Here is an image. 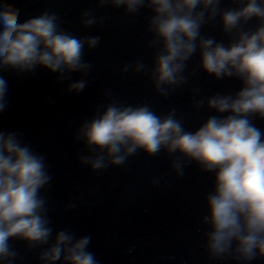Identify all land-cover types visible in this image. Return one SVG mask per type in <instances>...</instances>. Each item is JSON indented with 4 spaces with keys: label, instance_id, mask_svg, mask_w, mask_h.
<instances>
[{
    "label": "clouds",
    "instance_id": "1",
    "mask_svg": "<svg viewBox=\"0 0 264 264\" xmlns=\"http://www.w3.org/2000/svg\"><path fill=\"white\" fill-rule=\"evenodd\" d=\"M222 3L97 0L96 9L83 11L84 28L107 21V16L96 15L103 8H122L129 16L141 9L151 12L147 31L153 38L147 46L153 50L152 65L137 60L122 71L147 73L161 97L188 83L197 69L185 75L187 62L197 51L204 72L216 80H239L242 86L234 93L210 96L193 89V107L198 111L207 106L217 113L195 131L186 129L175 108L158 115L150 104L125 105L112 99L98 105L92 119L80 125L75 141L83 142L81 151L88 153L79 155V164L93 172L124 166L142 150L149 156L166 152L178 178L192 163L201 172L213 173L214 189L205 196L208 212L201 221L208 228L204 235L209 259L251 264L264 258V129L255 123L264 121V0H231L232 7ZM217 17L227 43L202 35V28ZM19 18L14 4L0 0V70L11 68L21 75L43 66L59 73L58 82L78 72L83 78L70 83L67 91H84L92 67L84 59L85 49L96 48L101 37L66 31L58 14L47 10L23 23ZM253 20L255 27L250 25ZM7 91V81L0 76V113L8 107ZM111 97L106 91L105 98ZM23 136L0 131V264H16L19 252L11 240L25 241L28 250L40 249V264H98L88 251L91 236L77 239L71 228L53 236L48 197L41 195L52 180L49 165ZM164 179L154 176L151 184L158 187ZM76 206L73 201L66 208Z\"/></svg>",
    "mask_w": 264,
    "mask_h": 264
},
{
    "label": "water",
    "instance_id": "2",
    "mask_svg": "<svg viewBox=\"0 0 264 264\" xmlns=\"http://www.w3.org/2000/svg\"><path fill=\"white\" fill-rule=\"evenodd\" d=\"M8 2L19 9L20 23L47 10L57 13L61 28L74 35L101 37L96 48L85 49L84 59L92 67L87 77L89 85L80 93L67 91L70 83L83 78L78 72L58 82L59 73L43 66L21 75L11 68L0 70L8 85V107L0 113V131L24 133L23 142L45 156L52 180L41 195L48 197L53 236L64 228H71L77 239L91 236L88 251L98 264H238L234 260L209 259L205 246L208 228L201 221L208 212L205 196L214 189L213 173L201 172L192 163L184 177L178 178L166 152L149 156L142 150L129 157L124 166L93 172L79 164V155L88 153L81 151L85 145L75 141V134L85 120L92 119L98 105H107L112 99L125 105L150 104L158 115L175 108L178 117L184 118L186 129L195 131L208 116L217 113L207 106L197 111L193 107V89H200L201 96L234 93L242 86L240 81L216 80L208 75L199 67L197 51L187 62L185 75L197 69L188 83L169 97H161L147 73L122 71L137 60L152 65L153 50L147 46L153 38L147 31L149 10L141 9L137 15L129 16L122 8L99 9L96 15L107 16V21L84 28L81 14L96 9L97 0ZM232 6L231 0L221 5ZM250 25L255 27L256 21ZM201 31L202 35L227 43L219 17ZM106 91L112 93L111 98H105ZM255 123L264 129V121ZM154 176L165 177L158 187L151 184ZM73 201L77 206L67 209ZM10 243L19 252L16 264H40V249L28 250L22 240ZM251 264H264V258Z\"/></svg>",
    "mask_w": 264,
    "mask_h": 264
}]
</instances>
